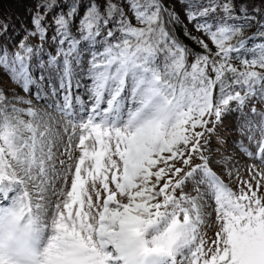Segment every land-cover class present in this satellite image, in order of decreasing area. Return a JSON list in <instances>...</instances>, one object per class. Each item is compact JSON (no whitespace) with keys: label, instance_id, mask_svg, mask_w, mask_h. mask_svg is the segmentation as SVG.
Instances as JSON below:
<instances>
[{"label":"snow or ice","instance_id":"6c2138e0","mask_svg":"<svg viewBox=\"0 0 264 264\" xmlns=\"http://www.w3.org/2000/svg\"><path fill=\"white\" fill-rule=\"evenodd\" d=\"M0 264H264V0H0Z\"/></svg>","mask_w":264,"mask_h":264}]
</instances>
